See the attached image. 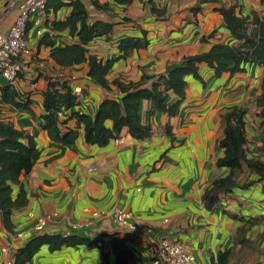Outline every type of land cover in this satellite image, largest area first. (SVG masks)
I'll return each instance as SVG.
<instances>
[{
  "label": "crops",
  "instance_id": "obj_1",
  "mask_svg": "<svg viewBox=\"0 0 264 264\" xmlns=\"http://www.w3.org/2000/svg\"><path fill=\"white\" fill-rule=\"evenodd\" d=\"M81 1L90 21L114 24L109 39H97L89 46L90 54L104 62L118 55L123 38L139 37L147 31L152 39L149 48L114 63L107 79L123 83L139 81L143 75L163 74L183 57L208 51L212 43L237 45L218 12L222 5H236V14L241 17L264 13V0H221L203 5L196 14L191 8L197 0H155L157 6L167 7L165 19L157 18L140 1L124 7L112 0H98L109 6L108 12L96 9L92 0ZM25 2L0 1L2 31L13 25ZM69 12V8L56 14L46 12L43 35L51 33V21L65 20ZM36 31L30 24L27 35L33 56L27 61L36 72L28 73L29 81L22 78L17 86L19 92L30 93V111L3 103L0 94V120L34 136L42 150L32 171L20 178L26 201L12 212L13 232L5 229L0 216V263L14 264L19 249L33 237L47 233L96 239L97 244L63 247L55 252L43 246L25 264H149L154 247L146 236L120 228L107 215L123 210L132 222L150 229L157 242L171 238L186 244L195 254L189 264H264V179L260 181L244 167L240 185L254 182L251 186L221 196L210 209L203 200L206 189L228 174V169L217 162L223 156L219 146L224 136L222 119L232 108L247 110L246 157L264 162V134L257 106L264 67L247 65L244 72L234 76L224 73L216 77L210 67L201 64L198 77L187 79L185 99L176 115L153 113V103L143 102L141 120L151 127L149 138L135 140L124 129L120 143L113 140L99 148L87 144L81 130L75 144L61 148L40 127L46 78H62L79 90L75 110L89 115L95 114L105 98L120 92L113 85L105 90L93 83L87 64L68 68L56 65L50 58V47L39 45L43 35L38 37ZM214 32L209 43L202 40ZM53 35L57 46L74 42L67 31ZM6 84L0 77V88ZM175 98L171 94V100ZM69 114H63L62 120ZM75 125L74 120L67 121V127ZM41 220L46 224L39 231ZM226 251L230 255L221 262Z\"/></svg>",
  "mask_w": 264,
  "mask_h": 264
},
{
  "label": "trees",
  "instance_id": "obj_2",
  "mask_svg": "<svg viewBox=\"0 0 264 264\" xmlns=\"http://www.w3.org/2000/svg\"><path fill=\"white\" fill-rule=\"evenodd\" d=\"M140 1L159 19L167 16V7L157 6L155 0H112L115 5L129 6ZM221 0H197V5L191 8L196 14L203 5L219 3ZM92 5L101 11L108 12L109 6L92 0ZM63 8L70 12L65 20H53L49 24L50 32L39 40V45L50 47V58L61 68L76 65H88V77L97 86L110 90L115 86L120 94L113 98H105L99 104L94 115L76 111L79 96L67 80L62 78H46L47 87L44 92L43 110L40 127L46 131L50 140L61 148L75 144L83 131L87 144L102 148L120 137L124 129L135 140H144L152 135L149 125L141 120V107L144 101L154 105L153 113L163 112L170 116L179 112L185 99L188 77H198L199 66L206 64L216 77L224 73L234 76L244 72L248 65L264 67V13H254L252 17H241L236 14V5H222L218 12L223 18L225 28L231 33L237 45L212 43L206 52L183 57L179 63L159 75H143L139 81L123 83L119 79L109 82L107 76L115 62L130 56L134 51L147 49L152 39L147 31H142L139 37H126L118 44V55L104 62L96 55L90 54L89 46L100 38H110L114 24L105 21H90L89 13L81 0H47L46 12L56 14ZM125 20H129L125 18ZM67 31L74 40L72 44L57 46L53 33ZM216 32L202 40L210 42ZM150 83L149 86L148 83ZM3 103L17 109L30 111L32 104L29 92H19L11 84L0 88ZM171 94L175 99L171 100ZM257 106L260 109V127L264 134V79L261 92L257 96ZM70 113L68 119L61 116ZM247 110L234 107L223 116L222 126L224 136L219 142L223 156L217 164L228 169V174L215 180L205 191L203 200L207 208H212L221 200V196L233 193L237 188H247L254 182L240 185V175L244 167L264 179V162L248 159L245 154ZM74 120V127H67L68 120ZM66 128V130H64ZM169 133V131H168ZM40 149L34 136L27 134L0 120V216L5 229L13 232L12 212L15 208L24 206L26 192L20 178L28 175L40 159ZM251 224L252 221H247ZM244 229V228H243ZM242 229V230H243ZM244 231V230H243ZM83 244H97L96 239L83 238L77 235H61L43 233L30 239L24 247L15 254L14 264H25L35 257L41 247L48 246L51 252L63 247H74ZM230 255V251L221 254L220 261Z\"/></svg>",
  "mask_w": 264,
  "mask_h": 264
},
{
  "label": "built area",
  "instance_id": "obj_3",
  "mask_svg": "<svg viewBox=\"0 0 264 264\" xmlns=\"http://www.w3.org/2000/svg\"><path fill=\"white\" fill-rule=\"evenodd\" d=\"M46 4L47 0H26L13 25L7 31H2L0 27V77L16 88L20 79L26 78L29 81L31 76L27 77V74L36 72V67L27 61V58L33 56L27 31L32 24L37 28L36 35H43L41 25L46 14ZM75 93L78 94L79 90H75ZM115 141L120 143L121 139ZM107 215H111L120 228L146 236L154 247L153 259L149 264H189L195 260L194 252L186 244L171 238L157 242L150 229L132 222V217L125 211L115 210ZM45 224L41 220L38 230L41 231Z\"/></svg>",
  "mask_w": 264,
  "mask_h": 264
}]
</instances>
